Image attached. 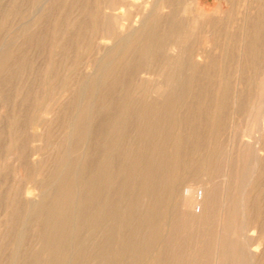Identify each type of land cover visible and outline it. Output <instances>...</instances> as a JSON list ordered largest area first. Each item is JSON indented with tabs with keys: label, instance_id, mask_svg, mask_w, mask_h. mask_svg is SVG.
<instances>
[{
	"label": "rangeland",
	"instance_id": "rangeland-1",
	"mask_svg": "<svg viewBox=\"0 0 264 264\" xmlns=\"http://www.w3.org/2000/svg\"><path fill=\"white\" fill-rule=\"evenodd\" d=\"M107 1L110 3L109 6L115 7L114 10L105 8ZM174 1L170 0V4L168 0L170 5H166V9L153 12L151 16L157 24L154 20L151 21L150 17L149 21L156 24L158 33L167 35L170 30H174L170 26L175 23V18L182 15L183 10H186L185 15L189 16L191 14L195 16L204 11L203 20L198 22L199 25L197 23L201 32L197 29L199 34L196 32L197 35L195 34V37L191 39V50L196 48L198 52L196 49L192 50L189 57L194 58L197 53L198 56H202V63L204 59L206 62L200 65L201 61L195 60L196 54L194 59L189 60V64L196 65L195 71L184 69L174 85L161 87L158 86L161 85L159 81L164 78H160L162 74L161 69L158 68L163 66L159 58L163 57V62L164 55H150L141 58L143 61L139 58L137 67L138 60H128L132 46L135 45L137 48V44H141L140 49L144 46L152 48L153 36L147 38V30L140 25L143 17L156 6L159 0H0V264H61L62 262V264H78L79 261L81 264H264V114L260 112L262 110L264 112V99H262L264 27L255 33L258 38L255 37L253 41L258 44L252 43L254 44L251 46L253 56H246L251 58L252 62L256 56L254 64L248 58L249 63L246 59L242 61L241 56L244 54H241L243 48L240 49L241 38L235 37L241 32L237 30L242 21L240 15L257 16L258 8L264 11V0H252L251 5L248 4V0ZM174 4L177 7L175 9ZM168 8L169 10L173 8V11H169ZM248 9L252 12L246 13ZM112 12L123 18L119 19L120 22H116L118 25L113 21L115 17ZM169 12L172 14L169 15ZM227 12L231 19L226 16ZM108 18L110 20L107 22ZM204 19L208 27L214 26V23H216L215 27L218 24L221 25H218L220 27L223 26L224 32L222 28L218 30L219 32L215 31L218 33L213 35L214 41L203 34L207 28ZM210 19L214 20L210 21ZM127 27L128 29L130 27L132 32L136 31L132 37H128L132 32L127 34L129 31ZM235 30L238 31L236 35L233 33ZM215 35H219L220 40ZM170 38L171 36L167 39L171 41L174 39ZM198 40L200 42L204 40V42L200 43ZM230 40H233L234 44ZM219 41L222 48L218 44ZM180 42L179 40L178 43ZM213 42H218L217 50ZM157 45L160 46V43ZM123 46L124 49L121 48ZM229 46H232L233 52ZM135 47L133 48L136 49ZM145 47L143 49L148 48ZM211 48L215 54L209 51ZM256 51L257 53H254ZM192 52L195 53L192 54ZM204 52H210V55ZM219 52L221 54H218ZM226 52L227 54L224 55ZM230 52H232V58H230ZM233 53L238 54L234 56ZM210 56H212L211 65L208 61ZM222 56L228 57L223 59ZM212 59L216 62L214 63ZM231 59L233 66L230 63ZM257 59H259L258 62ZM245 61L250 68L245 65ZM261 62L262 65H260ZM229 64L232 67H228ZM251 65L254 66L251 67ZM211 66H215L214 70L218 72L217 74ZM144 67L154 74L139 75L138 69ZM222 67L226 69L223 73ZM104 69L108 72L106 73L107 70ZM206 70L213 72H206ZM234 70L238 74H235ZM190 72L195 73L194 77ZM188 75L193 77L192 81H195L192 83L193 86L187 82V79H190ZM218 75L220 77L217 79ZM181 76L186 77L183 80ZM258 78L262 79V82ZM96 81L100 88L97 86L91 91L92 83ZM221 81L228 83L224 86ZM205 85L209 87L206 89ZM222 85L226 89H223ZM154 89L155 92H153ZM158 91H160L159 95ZM86 94H89L90 98ZM245 100L246 104H244ZM198 103L200 108L197 107ZM234 106H239L236 108L239 109L236 110ZM245 106L249 108L246 109ZM135 109L139 112H135ZM142 110L143 115H141ZM127 111L134 112L128 114ZM124 113L127 114V118ZM257 115H263V119L262 116L260 118ZM147 116L151 120H148ZM209 116L212 118L206 120ZM122 122L129 124L123 125ZM80 125L84 126L80 127ZM86 127L89 129V134L85 132ZM119 128H121L120 132L117 130ZM70 130H72L71 134H69ZM126 132L128 134H125ZM208 144L212 147L209 148ZM115 162L117 165L114 164ZM76 172L79 173L78 177L75 175ZM109 172L112 174L109 175ZM187 180L190 182L187 183ZM191 185H196L197 189H205L204 195L207 192L201 210L199 211L197 205L193 207L195 211L193 217L192 214H186L178 207L179 192ZM198 193L200 195V191ZM172 206L173 210H171ZM168 207L171 208V212ZM70 209L71 212H67ZM213 214L218 217H212ZM167 216L170 218L168 219ZM51 223L52 225L49 226L48 224ZM185 224H189L188 227L184 226ZM157 227L161 229H155ZM243 239L247 242L243 243ZM160 245H162L161 248ZM74 258L77 261H74ZM59 260L61 262H58Z\"/></svg>",
	"mask_w": 264,
	"mask_h": 264
},
{
	"label": "bare ground",
	"instance_id": "bare-ground-1",
	"mask_svg": "<svg viewBox=\"0 0 264 264\" xmlns=\"http://www.w3.org/2000/svg\"><path fill=\"white\" fill-rule=\"evenodd\" d=\"M117 1V0H116ZM173 0H171V2H172ZM175 1H177V0H175ZM174 1V2H175ZM185 1H187V0H183V2H185ZM169 2H170V0H169ZM171 2H170V4H171ZM180 2V1H179ZM232 2V1H231ZM178 3V2H177ZM189 3V2H188ZM109 1H107V3L105 4V8H109V9H112V10H114L115 9V7H112V6H109ZM169 3H168V0H159V2L156 4V6L149 12V13H147V11H146V13H147V15L145 16V17H143V19H142V23H141V27H143V29H145V30H147V33H146V35H147V38H150L151 36H153V39H151L152 40V48H150L149 49V47L147 48V47H145V48H147V49H143L144 47L143 46H141V47H143V48H141L140 49V47H139V45H141V44H137L138 45V47L136 48L135 47V45L134 46H132V48L133 47H135L136 49H132L131 48V46H130V48H131V51H130V56H129V58H128V60H131V61H136V60H138V61H136V67L137 66H139L137 63L140 61V59L141 58H144V57H147V56H160V54L163 56L164 55V60H163V62H162V58H159V60H160V62L163 64V66H162V68H161V66H160V68H158V69H161L160 70V73L162 74V76L160 77L161 79H162V77L164 78L163 80H161V81H159V79H158V81L161 83V85H158V86H161L162 87V85L163 86H171V85H174L176 82H177V78H178V76L181 74V72L184 70V69H187V70H189V71H195V68H197V67H195L194 65H191V64H189V60L190 59H194L195 58V56H196V54H195V56H194V58H193V56H192V58L191 57H189L190 56V53H191V51L192 50H195V49H192L191 50V39L193 38V37H195V34H196V32H198V34H199V31H200V28H198V25H199V23L198 22H201L202 20H203V12H200L199 14H197V15H195V16H189V15H185V13L187 12L186 10H183V12H182V15H181V13H180V17L179 18H175L174 19V22L175 23H173V25H171L170 27L172 28V29H174V30H170V28L169 29H167V32H168V30H170V32L167 34V35H165V34H163V33H158V30H156L157 29V26H155L157 23H156V21L154 20V17L152 18V16H153V12H156V11H159V10H162V9H164L165 7H166V5H168ZM169 4V5H170ZM186 3H184V5H185ZM221 4V3H220ZM248 4L249 5H251L252 4V0H248ZM257 4L258 3H256V6H257ZM111 5H113V4H111ZM154 5V4H153ZM175 6H174V9H175V7H176V4H174ZM181 5H183V4H181ZM179 6V5H177V6H179V7H184V6ZM243 5H244V3H243ZM245 5H247V4H245ZM113 6H115V5H113ZM255 6V5H254ZM254 6H253V8H254ZM261 6V5H260ZM259 6V7H260ZM221 7V6H220ZM225 7V6H224ZM223 7V8H224ZM233 7V6H232ZM258 7V6H257ZM177 8V7H176ZM185 8V7H184ZM251 8V7H250ZM166 9V8H165ZM173 8H171L170 10H172ZM204 9V8H203ZM202 9V10H203ZM168 10H169V8H168ZM169 10V11H170ZM179 10V9H178ZM226 10H228V9H226ZM225 10V11H226ZM243 10L245 11V8H243ZM253 10V9H252ZM258 11H257V16H255L254 15V17H250V16H245V17H243V15H240V16H242V21H240V27H238V29L237 30H240L241 32L240 33H238V35L237 36H235V37H238V38H241L240 39V41H239V43L240 44H242V45H240V46H242V47H240V49L241 48H243L242 49V51H241V54L243 53L244 54V56H241V58L243 59L242 61H244L245 59L247 60V58L248 57H246V56H249V55H251L252 53V48H251V46H254V44L255 43H257L258 44V42H255V41H253V39L255 38V37H257L256 36V32L257 31H259V30H262V28L264 27V11H262V10H260V8H258L257 9ZM173 11V10H172ZM200 11V10H199ZM198 11V12H199ZM220 11H223L222 9H220ZM162 12H164V11H162ZM166 12V11H165ZM177 12V11H176ZM224 12V11H223ZM242 12V11H241ZM241 12H240V14H241ZM252 11H251V9H248L247 10V12L246 13H251ZM254 12H255V10H254ZM113 13V12H112ZM117 13V12H116ZM144 13V12H143ZM167 13V12H166ZM239 13V12H238ZM155 14V13H154ZM170 14H172L171 12H169V15ZM221 14H222V12H221ZM236 14V13H235ZM255 14V13H254ZM101 15V14H100ZM152 15V16H151ZM175 15V14H174ZM245 15H247V14H245ZM102 16H103V14H102ZM113 16L115 17L114 19H113V21L115 22V24H117L118 25V23H116V22H120L119 21V19H123V18H121V16H119V15H117V14H115V13H113ZM176 16V15H175ZM175 16H173V17H175ZM178 16V15H177ZM213 16V15H212ZM226 16H228V12H227V15ZM237 16V15H236ZM106 17V16H105ZM149 17L150 18H152L151 19V21L152 20H154L155 21V23L156 24H152L149 20ZM229 17V16H228ZM237 17H239V16H237ZM165 18H167V17H165ZM169 18H170V16H169ZM214 18V17H213ZM216 18V17H215ZM218 18V17H217ZM224 18H227V17H224ZM230 18V17H229ZM158 19V18H157ZM231 19V18H230ZM101 20H102V18H101ZM105 20V19H104ZM110 19L108 18L107 19V22L109 21ZM206 20H208V18H206ZM212 20H214V19H212ZM211 19H210V21H212ZM219 20V19H218ZM218 20H215V21H218ZM221 20H222V18H221ZM226 20V22H227V19H225ZM236 20V19H235ZM122 21V20H121ZM160 21H161V19H160ZM173 21V20H172ZM171 21V22H172ZM214 21V22H215ZM237 21H238V18H237ZM159 22V21H158ZM166 22H168V21H166ZM204 22H205V19H204ZM203 22V23H204ZM207 22V21H206ZM205 22V23H206ZM223 22H224V19H223ZM222 22V23H223ZM235 22V21H234ZM242 22V23H241ZM197 23H198V25H197ZM208 23H209V20H208ZM231 23V22H230ZM233 23V22H232ZM159 24V23H158ZM168 24H169V22H168ZM215 25H216V23H214ZM235 25H236V23H234ZM237 24H238V26H239V21L237 22ZM167 25V24H166ZM201 25V24H200ZM206 25H207V23H206ZM205 24H204V27L206 26ZM215 25L213 26V25H211V27H208V25H207V28H206V30H204V35L205 36H207V37H209V38H211L212 40H213V35L214 34H217L219 31L218 30H220L221 28L223 29V26L222 27H220L221 25L220 24H218V25H220V26H216L215 27ZM223 25V24H222ZM225 25V24H224ZM227 26H229V25H227ZM231 26V25H230ZM233 27V26H232ZM117 28H119V27H117ZM135 28V27H134ZM161 28V27H160ZM225 28V27H224ZM234 28V27H233ZM237 28V27H236ZM235 28V29H236ZM240 28V29H239ZM125 29V28H124ZM127 30H129L128 31V33L127 34H129L130 32H132V31H130V27H129V29H128V27L126 28ZM199 30V31H196V30ZM201 29H203L202 27H201ZM226 29H227V27H226ZM132 30V29H131ZM163 30V29H162ZM218 31V32H215V31ZM230 30V29H229ZM237 30H235V32H233L234 33V35H236L237 33L236 32H238ZM154 31V32H153ZM177 31V32H176ZM122 32H123V30H122ZM134 32V31H133ZM132 32V34H131V36H128V37H132V35L133 34H135V32L133 33ZM201 32V31H200ZM223 32H224V29H223ZM232 33V34H233ZM124 34V33H123ZM203 34H202V36H203ZM224 34V33H223ZM222 34V35H223ZM126 35V34H125ZM197 35V34H196ZM226 35V34H225ZM224 35V36H225ZM259 35H261V33L259 34ZM263 35V34H262ZM124 36V35H123ZM122 36V37H123ZM171 36V38L170 39H172V37L174 38L172 41L171 40H168L167 38L168 37H170ZM216 37H218V39L220 40V38H219V35L217 36V35H215ZM229 36V35H228ZM233 36V35H232ZM232 36H231V38H232ZM127 37V38H128ZM145 37V36H144ZM200 37H201V34H200ZM199 37V38H200ZM225 37H227V35L225 36ZM230 37V36H229ZM260 37V36H259ZM121 38V37H120ZM133 38H135V37H133ZM197 38H198V36H197ZM222 38H223V36H222ZM221 38V39H222ZM231 38H229V39H231ZM238 38H236V40L238 39ZM258 38V37H257ZM132 39V38H131ZM177 41H176V40ZM226 40H227V38H225ZM228 39V40H229ZM263 39V38H262ZM126 40H128V39H126ZM141 40H143L142 38H141ZM141 40H139V41H141ZM166 40H168V41H170V42H166ZM179 40L182 42H180V43H178L179 42ZM200 40V39H199ZM198 40V41H199ZM216 40V39H215ZM131 41H134V40H131ZM214 41V40H213ZM223 41H224V39H223ZM230 41H232L231 43H233V40H230ZM245 41V42H244ZM264 41V40H263ZM200 42V41H199ZM198 42V43H199ZM202 42H204V40H201V42L200 43H202ZM206 42V41H205ZM207 42H209V41H207ZM216 42V41H215ZM215 42H213L214 43V48H216V50H217V47L219 46L218 44H220V41H219V43L217 44V43H215ZM228 42V41H227ZM226 42V43H227ZM237 42H238V40H237ZM236 42V44L238 45V43ZM243 42V43H242ZM254 42V44L252 45V43ZM147 43H148V40H147ZM157 43H160V46H158L157 45ZM197 43V42H196ZM196 43H195V45H196ZM197 43V44H198ZM224 43V42H223ZM231 43L229 44V45H231ZM129 44V43H128ZM127 44V45H128ZM149 44H151V42H149ZM205 44H207V43H205ZM234 44V43H233ZM232 44V45H233ZM124 45V44H123ZM144 45H146V44H144ZM200 45V44H199ZM221 45L222 44H220V47H221ZM227 46H228V44H226ZM237 45H235L236 47H237ZM256 45V44H255ZM125 46V45H124ZM124 46L123 47H121L122 49H124ZM211 47H212V44L210 45ZM261 46H263V44L261 45ZM196 47V46H195ZM219 47V48H220ZM224 47V46H223ZM231 47V50H232V46H229V48ZM258 47V46H257ZM257 47H256V50H257ZM200 48V47H199ZM207 48V47H206ZM213 48V49H214ZM218 48V49H219ZM222 48V47H221ZM227 49H228V47H226ZM225 48V49H226ZM234 48V47H233ZM259 48V47H258ZM120 49V48H119ZM224 49V48H223ZM224 49V50H225ZM235 49V48H234ZM236 49H238V48H236ZM139 50V51H138ZM198 49H196V51H197ZM202 50L203 51H205L204 49H203V47H202ZM208 50V49H207ZM212 50V48L211 49H209V51H211ZM220 50V49H219ZM255 50V49H254ZM263 50V49H262ZM203 51H202V53H203ZM221 51V50H220ZM230 51V50H229ZM238 51V50H237ZM237 51H235V52H237ZM198 52V51H197ZM212 52V51H211ZM215 52V51H214ZM214 52H212V53H214ZM228 52V51H227ZM227 52L224 54V55H226L227 54ZM232 52H233V50H232ZM232 52H230L231 53V55H230V53H229V55L231 56L230 58H232ZM195 52H192V54H194ZM201 53V52H200ZM206 53V55L208 54V56L210 55V52L209 53H207V52H204V54ZM216 53H217V51H216ZM254 53H257V51L256 52H254ZM215 54V53H214ZM218 54H221L220 52L218 53ZM234 54V56H236L237 54H235V53H233ZM260 54V53H259ZM213 55V54H212ZM240 55V54H239ZM255 55H257V54H255ZM204 56V55H203ZM207 56V57H208ZM220 56V55H219ZM251 56H253V55H251ZM202 57V56H201ZM200 56H198V54H197V56H196V58H195V60L197 61V62H199V61H201L202 60V58H201ZM215 57V56H214ZM223 57V56H222ZM226 57H228V56H226ZM225 56L223 57V59H225L226 58ZM238 58H240L239 56H237ZM243 57H245V58H243ZM250 57V56H249ZM140 58V59H139ZM204 58H205V56H204ZM203 58V59H204ZM212 58V56H210V58L208 59V61L210 62V65L212 64V62H211V59ZM229 58V59H230ZM257 57L255 56L254 57V59H253V62H252V60H250L249 58V60L254 64V60L256 59ZM259 58V57H258ZM146 59V58H145ZM215 60H216V58H214ZM220 59V58H219ZM218 59V60H219ZM222 60V59H221ZM234 60H235V57H234ZM249 60H247L248 61V63H249ZM258 60L259 59H257V62H258ZM141 61H143L142 59H141ZM192 61V60H191ZM194 61V60H193ZM195 61V62H196ZM204 61L206 62V59H204ZM203 61V63H205ZM212 61L215 63L216 61H214L213 59H212ZM226 61V60H225ZM224 61V62H225ZM228 61V60H227ZM231 61H232V59L230 60V63H231ZM236 62H237V59L235 60ZM240 61V60H239ZM247 61H245L244 63H245V65L247 64ZM261 61V60H260ZM196 62V63H197ZM236 62H234V63H236ZM98 63V62H97ZM150 63H152V62H150ZM149 63V64H150ZM158 63V62H157ZM194 62H192V64H193ZM202 63V61L200 62V65H202L201 64ZM222 63V62H221ZM232 63H233V61H232ZM232 63H231V65H232ZM239 63V62H238ZM255 63H256V60H255ZM140 64V63H139ZM145 64V63H144ZM148 64V65H149ZM195 64V63H194ZM207 64H208V62H207ZM228 64V63H227ZM258 64V63H257ZM260 65H262V62H261V64ZM103 66V65H102ZM101 66V67H102ZM156 66H157V64H156ZM227 66V65H226ZM233 66V65H232ZM232 66H230V64H229V66L228 67H232ZM235 66H236V64H235ZM239 66V65H238ZM237 66V67H238ZM243 67H244V65H242ZM247 66V65H246ZM254 65H251V67H253ZM258 66V65H257ZM104 67V66H103ZM132 67H134V66H132ZM151 67V66H150ZM158 67V66H157ZM157 67H155V69L157 68ZM198 67H199V64H198ZM203 67V66H202ZM201 67V68H202ZM210 67V66H209ZM215 67V66H214ZM214 67H212L211 66V68L214 70ZM247 67H249L250 68V65H248ZM247 67H245L246 69H247ZM260 67V66H259ZM110 68H112V67H110ZM200 68V69H201ZM207 67H205V69H206ZM216 68H218L217 66H216ZM237 69V70H239L238 68H236V67H233V69ZM244 68V69H245ZM109 69V68H108ZM139 69H140V71H139ZM138 69V72H140L139 73V75L140 74H145L146 73V75L147 74H154V72H150V70L148 69V68H139ZM209 69V68H208ZM262 69H264V67L262 68ZM105 70V69H104ZM107 70V69H106ZM105 70V71H106ZM186 70V71H187ZM196 70H198V69H196ZM202 70H204V69H202ZM220 70V69H219ZM222 70H224L223 69V67H222V69H221V71ZM228 70H229V68H228ZM250 70V69H249ZM254 70H256V68L254 69ZM109 71H111V70H109ZM186 71H184V72H186ZM207 71H212V70H206V72ZM226 71V69L224 70V71H222V73L223 72H225ZM240 71V70H239ZM253 71V70H252ZM108 72V70L106 71V73ZM134 72V71H133ZM159 72V71H158ZM198 72V71H197ZM205 72V71H204ZM203 72V73H204ZM206 72L204 73V74H206ZM213 72V71H212ZM214 72H216L215 70H214ZM228 72V71H227ZM230 72V71H229ZM233 72V71H232ZM237 72V71H236ZM235 72V70H234V73L235 74H238V73H236ZM247 72H249V71H247ZM254 72H256V71H254ZM110 73V72H109ZM108 73V74H109ZM191 73V72H190ZM201 73H202V71H201ZM218 72H216V74H217ZM221 73V72H220ZM231 73V72H230ZM260 73H261V71H260ZM111 74V73H110ZM185 73H183V75H184ZM193 73H191V75H192ZM195 74V73H194ZM194 74L192 75L193 77H194ZM228 74V73H227ZM235 74H234V77H235ZM245 74V73H244ZM247 74V73H246ZM259 74V73H258ZM156 75V74H155ZM207 75V74H206ZM220 75V74H219ZM217 76V79H218V77H220V76ZM222 75V74H221ZM260 75V74H259ZM137 76H138V74H137ZM153 76V75H152ZM156 76H158V75H156ZM189 76V75H188ZM216 76V75H215ZM223 76V75H222ZM253 76V75H252ZM141 77H142V75H141ZM149 77V76H148ZM180 77V76H179ZM186 77V76H185ZM185 77H183V78H185ZM190 77V76H189ZM193 77H190V79L188 80L187 79V82H189V84H190V86H193L192 85V83L194 82L195 83V81H192V78ZM151 78V77H150ZM153 78V77H152ZM151 78V79H152ZM158 78V77H157ZM181 78H182V76H181ZM180 78V79H181ZM182 78V79H183ZM216 78V77H215ZM94 79V78H93ZM154 79V78H153ZM152 79V80H153ZM175 79H176V81H175ZM234 79V78H233ZM254 79H255V77H254ZM259 79V78H258ZM125 80V79H124ZM145 80V79H144ZM178 80H179V78H178ZM184 80V79H183ZM194 80V79H193ZM206 80H207V78H206ZM209 80V79H208ZM220 80V79H219ZM222 80H224L223 79V77H222ZM237 80V79H236ZM260 80V79H259ZM264 80V79H263ZM217 81V80H216ZM261 82H262V79L260 80ZM125 82V81H124ZM147 82V81H146ZM180 82H181V80H180ZM205 82V81H204ZM213 82V81H212ZM220 82V81H219ZM221 82H223V81H221ZM224 82H225V80H224ZM223 82V83H224ZM257 82V81H256ZM150 83V82H149ZM160 83H158V84H160ZM213 83H215V82H213ZM217 83V82H216ZM228 83V82H227ZM227 83H224V86H225V84H227ZM251 83V82H250ZM99 83L96 81V82H93L92 83V86H91V91H93L94 89H96V87L98 86L99 87V85H98ZM181 84V83H180ZM236 84V83H235ZM242 84V83H241ZM248 84V83H247ZM252 84V83H251ZM208 85H209V83H208ZM216 85H218V84H216ZM252 85H254V84H252ZM206 86V85H205ZM249 86V85H248ZM88 87V86H87ZM155 87V86H154ZM153 87V88H154ZM184 87V86H183ZM202 87H204V85L202 86ZM207 87H209V86H206V89H207ZM210 87H211V85H210ZM221 87H223V85L221 86ZM229 87V86H228ZM90 88V87H89ZM100 88V87H99ZM166 88V87H165ZM165 88H163V89H165ZM177 88V87H176ZM186 88V87H185ZM185 88H182L183 90L185 89ZM193 88V87H192ZM198 88V87H197ZM211 88H213V87H211ZM259 88L261 89V87H260V85H259ZM263 88V87H262ZM168 89H169V87H168ZM180 89V88H179ZM179 89H177V90H179ZM188 89V88H187ZM209 89V88H208ZM223 89H226L225 87H223ZM256 89V88H255ZM254 89V90H255ZM148 90H149V87H148ZM156 90H157V84H156ZM155 89H154V91L153 92H155L156 91ZM186 90V89H185ZM258 90V89H257ZM86 91V90H85ZM160 91H162L161 89H160ZM160 91H158V95H159V92ZM187 91V90H186ZM191 91V89L189 90V92ZM229 91V90H228ZM230 91H231V89H230ZM234 91H236V89L234 90ZM249 91V90H248ZM86 92H88V91H86ZM152 92V93H153ZM163 92V91H162ZM192 92V91H191ZM191 92H190V94H191ZM224 92V91H223ZM89 93V92H88ZM103 93V92H102ZM205 93V92H204ZM215 93V92H214ZM222 93V92H221ZM230 93V92H229ZM238 93V92H237ZM257 93V92H256ZM260 93V92H259ZM89 94H91V93H89ZM89 94L87 95L88 97H89ZM155 94V93H154ZM157 94V93H156ZM201 94V93H200ZM225 94V93H224ZM262 94V93H261ZM181 95V94H180ZM182 95H184V94H182ZM186 95H188V93L186 94ZM197 95V94H196ZM219 95V94H218ZM222 95V94H221ZM220 95V97H222V96H224V95H222L221 96ZM264 95V94H263ZM263 95H262V99H264L263 98ZM185 96V95H184ZM258 96H259V94H258ZM257 95H256V97H258ZM205 97V96H204ZM214 97H215V95H214ZM220 97H218V99L220 98ZM230 97V96H229ZM245 97V96H244ZM250 97H252L251 95H250ZM255 97V96H254ZM90 98V97H89ZM106 98V97H105ZM185 98V97H184ZM202 98V97H201ZM200 98V99H201ZM216 98V97H215ZM222 98H224V97H222ZM247 98V97H246ZM261 98V97H260ZM205 99V98H204ZM228 99H230V98H228ZM232 99H233V97H232ZM182 100V99H181ZM216 100H217V98H216ZM221 100H223V99H221ZM256 100V99H255ZM177 101V100H176ZM180 101V100H179ZM199 101H201V100H199ZM205 101V100H204ZM218 101H220V99L218 100ZM229 101V100H228ZM231 101V100H230ZM233 101H235V100H233ZM232 101V102H233ZM240 101V100H239ZM248 101H250L249 99H248ZM257 101V100H256ZM255 101V102H256ZM259 101H260V99H259ZM259 101H258V103H259ZM264 101V100H263ZM232 102H231V104H232ZM241 102V101H240ZM250 102H252V101H250ZM254 102V103H255ZM261 102V101H260ZM185 103V102H184ZM200 103V102H199ZM198 103V108H200L199 106H200V104ZM233 103H235V102H233ZM258 103H257V105H258ZM219 104V103H218ZM222 104V103H221ZM228 104V103H227ZM242 104V103H241ZM244 104H246V100H245V103ZM248 104H249V102H248ZM82 105H83V103H82ZM81 105V106H82ZM123 105V104H122ZM125 105V104H124ZM211 105V104H210ZM238 105H240V104H238ZM104 106H106V105H104ZM104 106H103V109H104ZM118 106H119V104H118ZM141 106V105H140ZM144 106V105H143ZM150 106V105H149ZM182 106H184V105H182ZM202 106V105H201ZM84 107H85V103H84ZM92 107V106H91ZM107 107H109V106H107ZM111 107V106H110ZM125 107H127V106H125ZM124 107V108H125ZM233 107V106H232ZM235 107V106H234ZM237 107H239V106H237ZM237 107H235V109L237 108ZM241 107V106H240ZM246 107V109H248L247 108V106H245ZM255 107V106H254ZM86 108H88V107H86ZM133 108H134V106H133ZM136 108V107H135ZM146 108V107H145ZM250 108H251V105H250ZM89 109V108H88ZM121 109V108H120ZM128 109H129V106H128ZM132 109V108H131ZM137 109H138V106H137ZM143 110H144V107L142 108ZM159 109V108H158ZM214 109V108H213ZM232 109V108H231ZM239 109V108H238ZM238 109H236V110H238ZM244 109V108H243ZM261 110L263 109L262 107L260 108ZM117 110V109H116ZM122 110V109H121ZM125 110V109H124ZM126 110H127V108H126ZM140 110V109H139ZM143 110L141 111V115H143ZM198 110V109H197ZM209 110V109H208ZM210 110H211V108H210ZM235 110V111H236ZM109 111H111V110H109ZM108 111V112H109ZM118 111V110H117ZM156 111V110H155ZM168 110H166V112H167ZM199 111V113H200V110H198ZM226 111V110H225ZM247 111H249V110H247ZM260 111V110H259ZM106 112V111H105ZM107 112V113H108ZM121 112V111H120ZM128 112V111H127ZM130 112V111H129ZM128 112V114H131L132 112H134V111H132L131 113H129ZM135 112H139V111H136V109H135ZM154 112V111H153ZM158 112V111H157ZM213 112V111H212ZM237 112V111H236ZM236 112H233V113H236ZM254 112V111H253ZM261 112V114H264V112H263V110L262 111H260ZM88 113V112H87ZM118 113V112H117ZM122 113V112H121ZM160 113V112H159ZM221 113V112H220ZM224 113V112H223ZM252 113V112H251ZM125 114V113H124ZM166 115H167V113H165ZM210 114V113H209ZM209 114H207V116L209 115ZM229 114H230V111H229ZM253 114V113H252ZM256 114V113H255ZM85 115V114H84ZM117 115V114H116ZM118 115H119V113H118ZM138 115V114H137ZM175 115H177V114H175ZM189 115V114H188ZM226 115V114H225ZM232 115V114H231ZM230 115V116H231ZM234 115V114H233ZM238 115H240V113H239V111H238ZM244 115H245V113H244ZM120 116V115H119ZM122 116V115H121ZM127 116V114H125V117ZM139 116V115H138ZM137 116V117H138ZM160 116V115H159ZM171 116V115H170ZM199 116H201V114L199 115ZM221 116V115H220ZM222 116H224V115H222ZM260 116H262V119H263V115H257V117H260ZM86 117V116H85ZM115 117V116H114ZM118 117V116H117ZM148 117V120L150 119L149 118V116H147ZM146 117V118H147ZM151 117V116H150ZM158 117V116H157ZM228 117V116H227ZM256 117V116H255ZM256 117V118H257ZM81 118V117H80ZM83 118V117H82ZM116 118V117H115ZM127 118V117H126ZM129 118V117H128ZM133 118V117H132ZM144 118V117H143ZM165 118V117H164ZM178 118V117H177ZM212 118V117H211ZM210 118V116L206 119V120H209V119H211ZM220 118H223V117H220ZM233 118V117H232ZM261 118V117H260ZM119 119V118H118ZM131 119V118H130ZM137 119V118H136ZM140 119H142V118H140ZM83 120V119H82ZM113 120V119H112ZM132 120V119H131ZM145 120V119H144ZM151 120V119H150ZM75 121H76V119H75ZM85 121V120H84ZM87 121H88V119H87ZM90 121V120H89ZM88 121V122H89ZM123 121V120H122ZM141 121V120H140ZM211 121V120H210ZM225 121V120H224ZM77 122V121H76ZM87 122V123H88ZM128 122V121H127ZM125 123V124H129V123ZM142 122V121H141ZM150 122V121H149ZM230 122H231V120H230ZM250 122V121H249ZM264 122V121H263ZM262 122V123H263ZM90 123V122H89ZM113 123V122H112ZM258 123V122H257ZM122 124L123 125H125L124 124V122H122ZM121 124V125H122ZM230 124V123H229ZM74 125V124H73ZM85 125H86V121H85ZM88 125V124H87ZM86 125V126H87ZM148 125V124H147ZM162 125V124H161ZM201 125V124H200ZM247 125V124H246ZM257 125H259V124H257ZM81 126H84V125H80V127ZM105 126V125H104ZM139 126H140V124H139ZM138 126V127H139ZM145 126V125H144ZM76 127V126H75ZM74 127V128H75ZM88 127V126H87ZM86 127V130H85V132H86V134H89V129ZM90 127V126H89ZM118 127V126H117ZM120 127V126H119ZM124 127H126V126H124ZM142 127V126H141ZM153 127H154V125H153ZM253 127V126H252ZM73 128V127H72ZM121 128H123V126L121 127ZM121 128H119V129H117L118 130V132H120L121 131ZM128 128H129V126H128ZM136 128V127H135ZM79 129V128H78ZM80 129H82V128H80ZM110 129V128H109ZM126 129V128H125ZM131 129V128H130ZM227 129V128H226ZM244 129H246V128H244ZM76 130V129H75ZM101 130V129H100ZM103 130V129H102ZM138 130V129H137ZM255 130H256V128H255ZM254 130V131H255ZM74 131V130H73ZM78 131V130H77ZM91 131H92V128H91ZM123 131V130H122ZM125 131V130H124ZM135 131V130H134ZM133 131V132H134ZM144 131H146V130H144ZM244 131V130H243ZM257 131V130H256ZM255 131V132H256ZM109 132V131H108ZM114 132V131H113ZM138 132V131H137ZM136 132V133H137ZM141 132V131H140ZM72 133V130H70V132H69V134H71ZM77 133H79V132H77ZM117 133V132H116ZM124 133V132H123ZM135 133V132H134ZM243 133V132H242ZM245 133H246V131H245ZM86 134L84 135V136H86ZM120 135H122L121 133H119ZM125 134H128L127 132L125 133ZM140 134H142V132L140 133ZM152 134V133H151ZM247 134L248 135H250V133H248L247 132ZM255 134V133H254ZM92 135V134H91ZM117 135V134H116ZM153 135H154V132H153ZM209 135V134H208ZM207 135V136H208ZM71 136H73V135H71ZM80 136V135H79ZM205 136V135H204ZM252 136V135H251ZM120 137V136H119ZM144 137V136H143ZM76 138V137H75ZM110 138V137H109ZM146 138H147V136H146ZM210 138H212V137H210ZM85 140H86V137L84 138ZM104 139H106L105 137H104ZM103 139V140H104ZM122 139V138H121ZM124 139V138H123ZM145 139V138H144ZM100 140H102V139H100ZM119 140V139H118ZM141 140H142V137H141ZM105 141H107V140H105ZM120 141V140H119ZM198 141V140H197ZM242 141H244V140H242ZM212 142V141H211ZM249 142H251V141H249ZM99 143V142H98ZM103 143V142H102ZM113 143V142H112ZM120 144H121V142H119ZM119 143H118V145H119ZM124 143V142H123ZM254 143V142H253ZM150 144V143H149ZM241 144V143H240ZM239 144V145H240ZM117 145V146H118ZM123 145V144H122ZM132 145V144H131ZM182 145V144H181ZM209 145V144H208ZM105 146H106V144H105ZM116 146V145H115ZM116 146V147H117ZM125 146V145H124ZM123 146V147H124ZM133 146V145H132ZM198 146V145H197ZM103 147H104V145H103ZM151 147V146H150ZM209 148L210 147H212V146H208ZM241 147V146H240ZM106 148V147H105ZM115 148V147H114ZM118 148H119V146H118ZM128 148V147H127ZM154 148V147H153ZM157 148V147H156ZM200 148V147H199ZM198 148V149H199ZM203 148V147H202ZM237 148H239V146H237ZM122 149V148H121ZM131 149V148H130ZM130 149L128 150V151H130ZM152 149V148H151ZM105 150V149H104ZM113 150H115V149H113ZM119 150V149H118ZM153 150V149H152ZM197 150V149H196ZM127 151V152H128ZM205 151V150H204ZM239 151V150H238ZM122 152V151H121ZM124 153H125V150L123 151ZM141 152H143V150L141 151ZM116 153V152H115ZM118 153V152H117ZM120 153V152H119ZM113 154V153H112ZM237 154V153H236ZM101 155V154H100ZM103 155V154H102ZM109 155V154H108ZM116 155V154H115ZM140 155V154H139ZM208 155V154H207ZM231 155V154H230ZM239 155V154H238ZM241 155V154H240ZM105 156V155H104ZM227 156H229V155H227ZM233 156V155H232ZM235 156V155H234ZM238 157V156H237ZM241 157V156H240ZM240 157H239V159H240ZM157 159V158H156ZM164 159V158H163ZM182 160H184L183 158H181ZM231 159V158H230ZM229 159V160H230ZM120 160H122V159H120ZM119 160V161H120ZM129 160V159H128ZM198 160V159H197ZM203 160V159H202ZM233 160V159H232ZM243 160V159H242ZM113 161V160H112ZM185 161V160H184ZM188 161V160H187ZM111 162V161H110ZM129 162V161H128ZM231 162V161H230ZM234 162V161H233ZM236 162V161H235ZM242 162V161H241ZM200 163V162H199ZM206 163V162H205ZM232 163V162H231ZM114 164H116V162L114 163ZM113 164V165H114ZM184 164V163H183ZM233 164V163H232ZM102 165V164H101ZM106 165H107V163H106ZM117 165V164H116ZM131 165V164H130ZM204 165V164H203ZM135 166V165H134ZM133 166V167H134ZM185 166V165H184ZM206 166V165H205ZM110 167V166H109ZM109 167H107V168H109ZM112 167V166H111ZM119 168H120V165L118 166ZM131 167V166H130ZM133 167H131V168H133ZM139 167V166H138ZM186 167V166H185ZM84 168V167H83ZM102 168V167H101ZM100 168V169H101ZM206 168V167H205ZM78 169V168H77ZM114 169V168H113ZM233 169V168H232ZM235 169V168H234ZM79 170H80V168H79ZM118 170H120V169H118ZM123 170V169H122ZM129 170V169H128ZM190 170H191V168H190ZM83 171V170H82ZM81 171V172H82ZM109 171H110V169H109ZM133 171V170H132ZM152 171V170H151ZM154 171V170H153ZM187 171V170H186ZM185 171V172H186ZM195 171V170H194ZM225 171H226V169H225ZM235 171H236V169H235ZM79 172V171H78ZM78 172H76L77 174H75V175H77V177H78ZM85 172H86V170H85ZM108 172V171H107ZM112 172V171H111ZM118 172V171H117ZM123 172V171H122ZM161 172V171H160ZM74 173H75V171H74ZM82 173H84V172H82ZM101 173H102V171H101ZM163 173V172H162ZM162 173H161V176H163L162 175ZM197 173V172H196ZM210 173V172H209ZM242 173V172H241ZM110 174H112V173H110L109 172V175ZM114 174H117V173H114ZM137 174V173H136ZM176 174V173H175ZM180 174H181V172H180ZM202 174V173H201ZM232 174V173H231ZM243 174V173H242ZM241 174V175H242ZM83 175V174H82ZM90 175V174H89ZM98 175V174H97ZM101 175V174H100ZM138 175V174H137ZM166 175H168L167 173H166ZM205 175V174H204ZM239 175V174H238ZM114 176V175H113ZM134 176V175H133ZM158 176V175H157ZM219 176V175H218ZM222 176H224V175H222ZM228 176V175H227ZM76 177V176H75ZM83 177V176H82ZM85 177V176H84ZM98 177V176H97ZM109 177V176H108ZM111 177V176H110ZM128 177V176H127ZM221 177V176H220ZM224 177H226V175L224 176ZM223 177V178H224ZM67 179H68V177H66ZM87 178V177H86ZM106 178V177H105ZM115 178V177H114ZM114 178H112V180L114 179ZM160 178V177H159ZM206 178V177H205ZM207 178H209L208 176H207ZM216 178V177H215ZM230 178H232V177H230ZM157 179V178H156ZM162 179V178H161ZM189 179H191V178H189ZM219 179V178H218ZM224 179H226V178H224ZM66 180V179H65ZM95 180V179H94ZM105 180V179H104ZM110 180V179H109ZM120 180H121V178H120ZM192 180V179H191ZM201 180V179H200ZM227 180V179H226ZM67 181V180H66ZM105 181H107V180H105ZM114 181V180H113ZM148 181V180H147ZM164 181V180H163ZM166 181V180H165ZM207 181H208V179H207ZM213 181V180H212ZM233 181V180H232ZM239 181V180H238ZM84 182V181H83ZM95 182V181H94ZM101 182V181H100ZM133 182V181H132ZM139 182V181H138ZM178 182V181H177ZM188 182H190V180L188 181L187 180V183ZM73 183V182H72ZM82 183V182H81ZM163 183V182H162ZM161 183V184H162ZM184 183L186 184V182L184 181ZM192 183H193V181H192ZM191 183V184H192ZM207 183V182H206ZM84 184V183H83ZM109 185H110V183H108ZM113 184V183H112ZM111 184V185H112ZM125 184V183H124ZM136 184H138V183H136ZM167 184V183H166ZM170 184V183H169ZM177 184V183H176ZM181 184H183V182L181 183ZM184 184V185H185ZM208 184V183H207ZM206 184V185H207ZM221 184V183H220ZM233 184V183H232ZM85 185V184H84ZM83 185V186H84ZM133 185V184H132ZM135 185V184H134ZM149 185V184H148ZM151 185V184H150ZM188 185V184H187ZM197 185V184H196ZM186 186L185 187V189H183V190H181V189H179V190H181V192H179V199H178V207H179V209L182 211V212H184V213H186V214H192V217H193V213L195 212L194 210H193V207L195 206V205H197V206H199V211L201 210V207L203 206V204H204V201H205V196L207 195V192H206V194L204 195V192H205V189H206V186H205V184H204V186H205V189H197V188H195V187H197V186ZM218 185V184H217ZM76 186V185H75ZM91 186V185H90ZM93 186V185H92ZM113 186V185H112ZM143 186V185H142ZM163 186V185H162ZM182 186V185H181ZM199 186V185H198ZM202 186V185H201ZM208 186V185H207ZM238 186H240V185H238ZM63 187V186H62ZM73 187V186H72ZM111 187V186H110ZM150 187V186H149ZM176 187V186H175ZM201 188V187H200ZM219 188H220V185H219ZM224 188H226V187H224ZM240 188V187H239ZM61 189V188H60ZM65 189V188H64ZM101 189H102V187H101ZM131 189V188H130ZM170 189V188H169ZM213 189H214V187H213ZM215 189H217L216 187H215ZM92 190V189H91ZM108 190V189H107ZM110 190V189H109ZM218 190V189H217ZM221 190H222V188H221ZM235 190V189H234ZM103 191H104V189H103ZM114 191V190H113ZM152 191H154V190H152ZM151 191V192H152ZM200 191V195H199V192ZM213 191V190H212ZM223 191V190H222ZM242 191V190H241ZM87 192H88V190H87ZM105 192V191H104ZM110 192V191H109ZM132 192V191H131ZM174 192H176V191H174ZM219 192V191H218ZM150 193V192H149ZM158 193V192H157ZM170 193V192H169ZM178 193V192H177ZM242 193V192H241ZM63 194V193H62ZM68 194V193H67ZM75 194H76V192H75ZM126 194V193H125ZM135 194V193H134ZM156 194V193H155ZM154 194V195H155ZM158 194H160V193H158ZM228 194V193H227ZM104 195V194H103ZM108 195V194H107ZM131 195V194H130ZM141 195V194H140ZM145 195V194H144ZM151 195V194H150ZM149 195V196H150ZM162 195H164V193H162ZM173 195V194H172ZM171 195V196H172ZM215 195V194H214ZM232 195H233V193H232ZM74 196H76V195H74ZM170 196V195H169ZM177 196V195H176ZM223 196V195H222ZM227 196V195H226ZM95 197V196H94ZM98 197V196H97ZM108 197V196H107ZM118 197V196H117ZM124 197V196H123ZM128 197V196H127ZM130 197V196H129ZM128 197V198H129ZM155 197V196H154ZM156 197H157V195H156ZM96 198V197H95ZM221 198V197H220ZM74 199H76V198H74ZM108 198H106V200H107ZM219 199V198H218ZM225 200L227 199L226 197L224 198ZM62 200V199H61ZM69 200V199H68ZM91 200V199H90ZM148 200V199H147ZM222 200V199H221ZM111 201V200H110ZM138 201V200H137ZM172 201V200H171ZM223 201V200H222ZM230 201V200H229ZM103 202V201H102ZM141 202V201H140ZM219 202H220V200H219ZM239 202V201H238ZM77 203H78V201H77ZM96 203V202H95ZM136 203V202H135ZM146 203V202H145ZM221 204H222V202H220ZM142 204H144V203H142ZM150 204V203H149ZM216 204V203H215ZM218 204V203H217ZM221 204H219V205H221ZM64 205V204H63ZM68 205H69V203H68ZM105 205V204H104ZM109 205V204H108ZM139 205H141V204H139ZM138 205V206H139ZM150 205H152V204H150ZM161 205V204H160ZM172 205V204H171ZM243 205V204H242ZM87 206V205H86ZM154 206V205H153ZM170 206V205H169ZM210 206H211V204H210ZM213 206V205H212ZM72 207V206H71ZM102 207H104V206H102ZM96 208H97V206H96ZM169 208V207H168ZM243 208V207H242ZM56 209V208H55ZM59 209V208H58ZM88 209V208H87ZM103 209V208H102ZM109 209V208H108ZM137 209V208H136ZM171 208H169V211L171 212V210H173V206H172V209L170 210ZM214 209V208H213ZM39 210V209H38ZM44 210H46V208L44 209ZM62 210V209H61ZM77 210V208L75 209V211ZM81 210V209H80ZM32 211V210H31ZM42 211V210H41ZM83 211V210H82ZM127 211V210H126ZM125 211V212H126ZM158 211V210H157ZM209 211V214H210V210H208ZM34 212H36V211H34ZM33 212V213H34ZM67 212H71V209L70 210H68ZM98 212V211H97ZM168 212V211H167ZM213 212V211H212ZM55 213V212H54ZM63 213V212H62ZM61 213V214H62ZM137 213V212H136ZM184 213H183V215H184ZM202 213V212H201ZM206 213H208V212H206ZM27 214V213H26ZM71 213H69V215H70ZM74 214V213H73ZM100 214V213H99ZM176 214V213H175ZM218 214H221V213H218ZM226 214V213H225ZM31 215V214H30ZM40 214L38 213V216H39ZM63 215V214H62ZM68 215V216H69ZM76 215H77V213H76ZM80 215V214H79ZM94 215V214H93ZM101 215V214H100ZM103 215V214H102ZM134 215V214H133ZM148 215V214H147ZM150 215V214H149ZM208 215V214H207ZM212 215V214H211ZM210 215V216H211ZM71 216V215H70ZM70 216H69V218H70ZM85 216V215H84ZM153 216V215H152ZM178 216V215H177ZM182 216V215H181ZM189 216V215H188ZM201 216V215H200ZM40 217V216H39ZM79 217H81V216H79ZM99 217H101V216H99ZM205 217V216H204ZM212 217H218V215L216 216V214H215V216H214V214H213V216ZM220 217V216H219ZM42 218V217H41ZM72 218V217H71ZM83 218V217H82ZM115 218H116V216H115ZM167 218H168V216H167ZM166 218V219H167ZM170 218V217H169ZM168 218V219H169ZM198 218V217H197ZM223 218V217H222ZM40 219V218H39ZM67 219H68V217H67ZM77 219V218H76ZM75 219V220H76ZM149 219V218H148ZM167 219V220H168ZM192 219V218H191ZM211 219V218H210ZM213 219V218H212ZM211 219V220H212ZM220 219V218H219ZM85 221H86V219H84ZM184 220V219H183ZM229 220V219H228ZM69 221V220H68ZM67 221V222H68ZM73 221H74V219H73ZM82 221H83V219H82ZM155 221V220H154ZM158 221V220H157ZM156 221V222H157ZM164 221H166V220H164ZM173 221V220H172ZM186 221V220H185ZM200 221V220H199ZM212 221H214V219L212 220ZM221 221H222V219H221ZM57 222V221H56ZM70 222V221H69ZM68 222V223H69ZM78 222V221H77ZM88 222H90V221H88ZM168 222V221H167ZM218 222V221H217ZM54 223H55V221H54ZM81 223V222H80ZM158 223V222H157ZM169 223H170V221H169ZM177 223V222H176ZM221 223V222H220ZM33 224H34V222H33ZM73 224H76V223H74L73 222ZM82 224V223H81ZM80 224V225H81ZM137 224H138V222H137ZM175 224V223H174ZM182 224H183V222H182ZM211 224V223H210ZM49 226H51L52 225V223L51 224H48ZM60 225V224H59ZM79 225V224H78ZM86 225V224H85ZM84 225V226H85ZM108 225V224H107ZM118 225V224H117ZM159 225V224H158ZM187 224H185L184 226H186ZM189 225V224H188ZM188 225H187V227H188ZM192 225H193V223H192ZM196 225V224H195ZM228 225H230V224H228ZM48 226V227H49ZM168 226H169V224H168ZM181 226V225H180ZM179 226V227H180ZM113 227V226H112ZM114 227H116V226H114ZM152 227V226H151ZM160 227H162V226H160ZM164 227V226H163ZM207 227H208V225H207ZM231 227H233L234 228V226H231ZM62 228V227H61ZM64 228V227H63ZM89 228H91V227H89ZM119 228H120V225H119ZM139 228V227H138ZM145 228V227H144ZM168 228V227H167ZM181 228V227H180ZM189 228H190V226H189ZM233 228H231V230L233 229ZM67 229V228H66ZM116 229V228H115ZM118 229V228H117ZM131 229V228H130ZM155 229H161V228H155ZM198 229V228H197ZM205 229V228H204ZM209 229V228H208ZM212 229V228H211ZM244 229H246V228H244ZM49 230V229H48ZM56 230H57V228H56ZM69 230V229H68ZM92 230V229H91ZM111 230V229H110ZM121 230V229H120ZM150 230V229H149ZM152 230H153V228H152ZM167 230V229H166ZM179 230V229H178ZM181 230H182V228H181ZM181 230L179 231V232H181ZM185 230V229H184ZM186 230H187V228H186ZM191 230H193V229H191ZM60 231V230H59ZM71 231H72V233H73V229H71ZM156 231V230H155ZM188 231V230H187ZM205 231H206V229H205ZM48 232V231H47ZM62 232V231H61ZM64 232V231H63ZM65 232H66V230H65ZM75 232V231H74ZM81 232V231H80ZM167 233L169 232V230L168 231H166ZM208 232V231H207ZM246 232V231H245ZM110 233V232H109ZM142 233V232H141ZM147 233H148V231H147ZM229 233H231V231H229ZM48 234V233H47ZM74 234V233H73ZM86 234H88V233H86ZM85 234V235H86ZM95 234H97V233H95ZM112 234H114V233H112ZM149 234V233H148ZM179 234V233H178ZM177 234V235H178ZM217 234H218V232H217ZM220 234V233H219ZM246 234H247V232H246ZM51 235V234H50ZM59 235V234H58ZM65 235V234H64ZM116 235H118V234H116ZM228 235H230V234H228ZM240 235H241V233H240ZM250 235V234H249ZM63 236V235H62ZM66 236H68L67 234H66ZM132 236V235H131ZM161 236V235H160ZM169 236V235H168ZM251 236V235H250ZM43 237V236H42ZM48 237V236H47ZM50 237V236H49ZM73 237V236H72ZM71 237V238H72ZM145 237V236H144ZM167 236H166V233H165V238H166ZM185 237V236H184ZM205 237H206V235H205ZM216 237H218V236H216ZM215 237V238H216ZM84 238H85V236H84ZM147 238H148V236H147ZM163 238V237H162ZM178 238V237H177ZM203 238V237H202ZM44 239V238H43ZM76 239V238H75ZM87 239V238H86ZM160 239V238H159ZM173 240H175L174 238H172ZM170 240V241H173V240ZM197 239V238H196ZM123 240V239H122ZM165 240V239H164ZM178 240V239H177ZM201 240V239H200ZM244 240V239H243ZM46 241V240H45ZM127 241V240H126ZM161 241V243H162V240H160ZM191 241V240H190ZM229 241V240H228ZM245 241L246 240H244V242L243 243H245ZM174 242H176L177 243V241H174ZM182 242V241H181ZM247 242V241H246ZM53 243V242H52ZM167 243V242H166ZM172 243V242H171ZM170 243V244H171ZM140 244V243H139ZM173 245H174V243H172ZM186 244H188V243H186ZM71 245V244H70ZM137 245V244H136ZM173 245H171V246H173ZM178 245V244H177ZM181 245V244H180ZM48 246V245H47ZM79 246H80V243H79ZM128 246V245H127ZM141 246V245H140ZM158 246V245H157ZM157 246H156V248H157ZM161 246L162 245H160V248H161ZM170 246V245H169ZM188 246V245H187ZM215 246H216V242H215ZM214 246V247H215ZM62 247V246H61ZM70 247V246H69ZM86 247V246H85ZM179 247V246H178ZM178 247H176V248H178ZM124 248H125V246H124ZM171 248V247H170ZM188 248V247H187ZM191 248H193V247H191ZM190 248V249H191ZM50 249V248H49ZM53 249V248H52ZM71 249V248H70ZM82 249V248H81ZM150 249V248H149ZM225 249H228V248H225ZM249 249V248H248ZM76 250H79V249H76ZM171 250V249H170ZM241 250V249H240ZM51 251V250H50ZM86 251V250H85ZM179 251V250H178ZM190 251V250H189ZM223 251V250H222ZM56 252V251H55ZM63 252V251H62ZM139 252V251H138ZM193 252V251H192ZM214 252H216L215 251V248H214ZM241 252H242V250H241ZM109 253V252H108ZM132 253V252H131ZM191 253V252H190ZM51 254V253H50ZM55 254H57V253H55ZM58 254H59V252H58ZM68 254V253H67ZM70 254V253H69ZM148 254V253H147ZM177 254V253H176ZM229 254V253H228ZM128 255V254H127ZM149 255V254H148ZM185 255H186V253H185ZM238 255V254H237ZM242 255H243V252H242ZM253 255V254H252ZM78 256V255H77ZM83 256V255H82ZM114 256V255H113ZM118 256H119V254H118ZM121 256V255H120ZM134 256V255H133ZM177 256V255H176ZM182 256V255H181ZM189 256V255H188ZM215 256V255H214ZM249 256V255H248ZM251 256V255H250ZM85 257V256H84ZM96 257V256H95ZM231 257V256H230ZM78 258H79V256H78ZM86 258V257H85ZM87 258H88V255H87ZM126 258V257H125ZM178 258V257H177ZM196 258V257H195ZM55 259V258H54ZM75 259V258H74ZM90 258H88V260H89ZM133 259V258H132ZM138 259V258H137ZM149 259V258H148ZM176 259V258H175ZM229 259V258H228ZM53 260V259H52ZM66 260V259H65ZM80 260H81V258H80ZM95 260V259H94ZM127 260V259H126ZM129 260H131V259H129ZM146 260V259H145ZM241 260L243 261V259L241 258ZM11 261V260H10ZM49 261V260H48ZM47 261V262H48ZM74 261H77L76 259L74 260ZM82 261V260H81ZM85 261V260H84ZM97 261V260H96ZM102 261V260H101ZM140 261V260H139ZM238 261V260H237ZM57 262V261H56ZM58 262H61L60 260L58 261ZM66 262H67V260H66ZM105 262V261H104ZM108 262V261H107ZM171 262V261H170ZM186 262V261H185ZM190 262V261H189ZM215 262V261H214ZM239 262V261H238ZM252 262V261H251ZM55 263V262H54ZM63 263V262H62ZM61 263V264H62ZM79 263H80V261H79ZM78 263V264H79ZM91 263V262H90ZM94 263V262H93ZM159 263H160V261H159ZM162 263H164V262H162ZM217 263V262H216ZM56 264V263H55ZM58 264V263H57ZM60 264V263H59ZM81 264V263H80ZM88 264V263H87ZM99 264V263H98ZM211 264V263H210ZM213 264V263H212ZM227 264H229V263H227Z\"/></svg>",
	"mask_w": 264,
	"mask_h": 264
}]
</instances>
